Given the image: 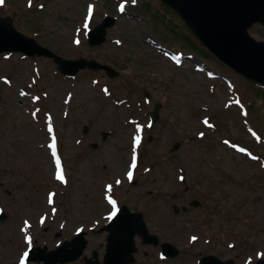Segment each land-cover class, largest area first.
Segmentation results:
<instances>
[{
	"label": "rangeland",
	"instance_id": "obj_1",
	"mask_svg": "<svg viewBox=\"0 0 264 264\" xmlns=\"http://www.w3.org/2000/svg\"><path fill=\"white\" fill-rule=\"evenodd\" d=\"M106 15L115 23L105 41L89 45L86 31ZM0 16H10L17 30L64 58L94 59L118 71L112 78L90 69L66 76L51 58L0 53V210L7 217L0 222V264H20L29 248L24 221L31 244L48 249L82 228L84 254L95 250L101 260L107 233L98 229L112 210L107 196L117 209L125 204L141 212L149 231L180 249L159 259L158 247L136 237L135 264H191L205 254L233 258L232 264L264 258L257 255L264 253L263 86L204 53L160 0H31V6L29 0H5ZM249 32L264 39L260 24ZM137 124L141 142L129 180ZM53 136L66 183L55 178L48 147ZM231 141L248 151H237ZM194 199L200 204L191 205Z\"/></svg>",
	"mask_w": 264,
	"mask_h": 264
},
{
	"label": "water",
	"instance_id": "obj_2",
	"mask_svg": "<svg viewBox=\"0 0 264 264\" xmlns=\"http://www.w3.org/2000/svg\"><path fill=\"white\" fill-rule=\"evenodd\" d=\"M169 4L197 34L199 39L221 60L234 67L235 70L254 80L264 83V41L252 39L247 28L255 21L264 24V0H163ZM113 20L104 22L90 32L91 44L104 41L105 27L111 25ZM97 31L100 33L95 37ZM22 50L29 55L39 54L54 57L61 70L74 74L79 68L86 65L90 68H105L94 60L87 61L84 58L76 60L62 59L47 48L39 46L32 38H28L17 32L11 23V19L0 18V51ZM155 106L153 113L156 118ZM177 147V144L174 148ZM119 217V218H118ZM123 217H126L123 218ZM129 217H141L139 213H130L125 207L113 219L114 228L132 237L133 223ZM120 232V233H121ZM118 233L111 234L116 237ZM82 239H73V248L67 249L66 244L58 251L52 252L46 257L44 264H56L77 257L84 246ZM132 244L124 251L130 254ZM115 260V259H114ZM90 262V260L88 261ZM89 264H98L92 262ZM256 264H264V259Z\"/></svg>",
	"mask_w": 264,
	"mask_h": 264
},
{
	"label": "snow or ice",
	"instance_id": "obj_3",
	"mask_svg": "<svg viewBox=\"0 0 264 264\" xmlns=\"http://www.w3.org/2000/svg\"><path fill=\"white\" fill-rule=\"evenodd\" d=\"M5 3V0H0V6H2L3 4ZM132 3L135 4L136 3V0H132ZM29 6H31V0H29ZM43 7V6H41ZM119 10L122 12L124 11V4L122 3L120 5V8ZM92 12H93V6L92 5H89L88 6V12H87V16L84 20V23H83V27L85 29H87L89 27V21L92 17ZM77 31L79 32V29H77ZM76 44H79L80 43V40L79 38H77L75 41H74ZM117 43H119V41H117ZM105 93H107V89H104ZM24 93L21 92V95H23ZM34 100H38L39 97H33ZM236 103H239V101H236ZM227 106V105H226ZM37 111H39L37 109ZM33 116L36 115L35 112L32 113ZM49 119V123H48V132L51 133L53 131V128H52V125H51V117L48 118ZM134 123V122H133ZM204 123L205 124H208V120L205 119L204 120ZM211 127V125H209ZM140 132H141V126L139 124L136 125V134L132 137V156H131V165H130V168L129 170L127 171V177L129 180H131L133 178V172H132V169H135L136 166H137V155H136V149L137 147L140 145V142H141V136H140ZM255 135V133H253ZM201 136L204 135V133H200ZM225 143H228V141H225ZM48 147L51 149V155H52V158L54 160V163H55V169H56V172H55V178L61 182H65L66 183V180H65V177L63 175V169H62V165H61V160H60V157L57 155V151H56V138L55 136L52 137V142L48 145ZM241 151H243V149H241ZM115 183L117 185H119L121 183V181L118 179L115 181ZM107 187V190L110 192L112 190V185L109 184L106 186ZM55 194L54 193H50L49 196H48V202L49 203H52V198ZM108 203L112 206V210L111 212L109 213L107 219L111 220L113 219V217L116 216L117 214V202L112 199L111 196H107L106 197ZM41 223H43V217L41 218ZM28 221H24V228L21 229V231H26L27 228H28ZM197 238L195 236L192 237V240H196ZM25 240L27 242V244L30 246L31 243H32V238L30 236H26L25 237ZM229 247H232V245H229ZM257 255L259 256H262L264 257V253H258ZM28 257V252H24L23 255L20 257V264H25V260L26 258Z\"/></svg>",
	"mask_w": 264,
	"mask_h": 264
}]
</instances>
